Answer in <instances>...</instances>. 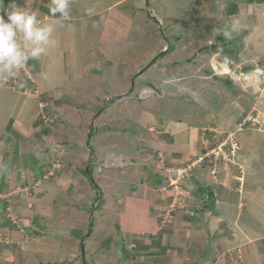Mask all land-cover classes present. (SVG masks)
I'll return each instance as SVG.
<instances>
[{"label": "crops", "instance_id": "crops-1", "mask_svg": "<svg viewBox=\"0 0 264 264\" xmlns=\"http://www.w3.org/2000/svg\"><path fill=\"white\" fill-rule=\"evenodd\" d=\"M129 1L117 0L97 12L89 2L80 5L79 0H71L70 16L63 26L51 18V0H4L2 6L0 3V15L5 20V11L14 5L23 11L36 12L39 20L55 25L51 37L55 43L49 46L46 55L30 59L13 76L5 72L0 77V244L5 247V254H10L15 245L23 253H33L27 245L34 232L43 242L64 240V244L79 247L93 235L94 227L91 230L88 223H82L66 239L65 213L59 214V210L75 207L70 202L74 196L86 199L84 190L89 180L82 170L94 151L80 144L73 154L54 137L61 128L70 125L69 119L63 118L64 113L77 124L74 126L82 127L73 118L77 119L75 111H81L75 101L86 89L75 87L79 77L71 81V65L80 72L98 54L101 58L105 48L130 45L136 15L126 10ZM234 3L239 9L238 14L231 15L233 23L239 22L235 32H246L239 44L240 62L226 58L231 61L230 68L238 66L232 68L229 76L236 90L229 94L220 92L222 77L216 72L198 81L190 71V85L188 77L182 79V86L184 82L194 93L199 90L203 98L196 100V104L206 108L204 114L184 124L177 120L178 126L174 127L159 121L147 125L149 138L144 142V154L151 159L156 154L160 161L140 165V172L133 177L131 193L122 203L120 221L115 227L117 236L113 235L119 249L113 248L114 253L100 250L104 255L109 254L105 262H112V254L117 260L114 264H264V75L257 87L245 86L240 79L247 66L264 68V3L240 0ZM81 8L86 9L85 14ZM96 14L105 15L101 27L90 23V27L73 25ZM239 69L241 72L237 74ZM148 88L154 92L156 87L150 84ZM146 90L142 86V93ZM159 91L158 95L162 96ZM206 96L208 99H204ZM92 98L99 100L96 93ZM219 98L224 106L209 105ZM233 100L236 105L231 103ZM253 109L258 111L261 125L236 132L238 124ZM58 120L61 128L57 126ZM235 132L242 146L238 159L245 169L242 185L237 180L241 175L238 166L221 162L214 179L211 169L201 161L224 142L227 134ZM90 134L94 135L93 130ZM70 159H75L74 165ZM177 169H189L179 184L182 190L179 201L184 209H178L168 224H163L166 211L177 199V190L169 186ZM57 247L58 251L54 252L63 256V243ZM36 251L35 254L52 256L51 252ZM63 260L58 258V262Z\"/></svg>", "mask_w": 264, "mask_h": 264}, {"label": "rangeland", "instance_id": "rangeland-1", "mask_svg": "<svg viewBox=\"0 0 264 264\" xmlns=\"http://www.w3.org/2000/svg\"><path fill=\"white\" fill-rule=\"evenodd\" d=\"M0 1H2L0 2L2 6L4 0ZM79 1L80 5H84L85 2L91 3L96 11L100 12L117 0ZM135 1L130 0L125 4L126 10L136 15V24L130 45L117 47L111 45L105 48L104 52L101 51V58L98 54L92 63L89 62L85 65L86 68L82 69L84 73L81 72L82 70L79 72L77 66L71 65V81L73 82L75 77L80 78L74 84L75 87L78 89L82 87V90L89 89L90 91L83 90V96L75 101L81 111H75L74 114L77 115V119L74 120V117L73 121H80L82 127L74 126L77 124H74L70 120L71 118L67 117L69 115L65 113L63 118H68L70 125H66L63 129H68V131L64 132L61 128L60 120L57 122L58 125L56 124L60 126L62 131H58L54 139L58 140L61 147L63 146L62 148L71 149L74 154V151H78L79 145L83 144L86 149L90 148L94 151L91 157H88L87 165L84 163V170H82L85 178L89 180V184L86 185L88 188L84 190L86 199L83 200L74 196L70 202L75 207L70 209L64 207L65 209L59 210V214L65 213L66 239L70 237L71 232L77 231L82 223H88L90 226V221L92 223L94 221L92 237L88 240L85 239L79 247V245L74 246L71 243L64 244V240L43 242L36 237L34 232L31 242L27 245V248H30L29 251H33V253H23L22 249L15 245L10 254H5V247L1 243L0 264H114L116 258L111 254L112 262L110 260H108L110 263L105 262L108 259L106 256L109 254L104 255L100 250L109 249L114 253L113 248L119 249L118 241L115 240L117 237L115 238L113 235L117 236L115 227L120 221L122 203L131 193V181L140 172L138 169L140 165H145L144 163L153 165L152 163L160 161L156 154L153 155L154 159L149 158L148 154H144V147L146 146L144 142L145 139L149 138L146 130L147 125L152 122L157 124L166 122L168 126L174 127L178 126L177 120L184 124V122L204 114L206 108L201 107V104H196V100L203 98L198 93L199 90L194 93L195 91L193 92L191 87L188 89L185 87L184 82L182 86V79L185 76L188 77V84L190 83V71H193L192 75L198 81L200 77L204 79L205 76L214 75L213 73L216 72L218 77H222L219 80L222 88L220 92L232 93L233 90H236L235 87L228 86L226 80L233 72L234 69L232 68L238 69V66L230 68L223 62L229 58L233 62L239 63V59L237 60L239 50L235 45L228 47L223 41L217 40L218 36L224 38L218 33L233 24L232 17L226 14L227 2L233 0ZM240 1L247 3V0ZM137 6H140L138 8L142 10H138ZM80 10L85 14V8ZM80 14L83 15V13ZM104 18L105 15L96 14L91 19H79L73 25L75 27H90V23L94 24L95 27H101ZM235 33L231 39L236 38ZM170 45H175L177 51L164 58L161 57V53L166 51ZM149 65L151 66L148 71L143 73L142 71ZM257 66L247 67L249 71L254 72ZM240 72L239 69L237 74ZM248 73L245 72L246 75ZM263 75L264 72L258 74V77L255 75L256 77L251 83L244 81L241 75L240 79L245 86L257 87L258 83L263 82ZM81 78H86L87 81ZM169 81H174V83ZM150 84L156 87L154 92L149 91L148 85ZM142 86L147 89L144 93H142ZM159 89L162 96L158 95ZM94 93L99 97L98 101L93 100ZM70 99L72 100L74 97ZM204 99H208V96ZM234 101L231 103L236 105ZM218 104L220 107L224 106L222 99L219 98L218 101L210 102L209 105L216 107ZM251 112L252 116L259 118L257 110L253 109L247 115ZM91 117L94 118L91 119ZM63 118L61 121H64ZM69 126L71 127L69 128ZM91 130H93L94 135L90 134ZM84 132L88 135H85ZM62 142L67 143L64 146L61 144ZM89 142L90 146L88 145ZM56 152L58 153L59 150ZM74 160L70 159L73 165L75 164ZM58 162L60 164L62 161ZM54 163L58 164L56 161ZM157 166L158 164H155V167ZM89 168L92 172L91 175L88 174ZM138 182L141 181L138 180ZM97 186L102 190L104 199L100 208H97V196L100 195ZM65 200L68 199L65 198ZM165 215H167V211ZM100 225L102 226L100 227ZM62 243L64 255H56L54 251H58L57 245L61 247ZM83 247L85 249L84 257L82 256ZM36 250L51 252L52 256L35 254ZM117 250L116 254H118ZM59 257L60 260L62 257L65 260L58 262Z\"/></svg>", "mask_w": 264, "mask_h": 264}, {"label": "clouds", "instance_id": "clouds-1", "mask_svg": "<svg viewBox=\"0 0 264 264\" xmlns=\"http://www.w3.org/2000/svg\"><path fill=\"white\" fill-rule=\"evenodd\" d=\"M70 5L71 0H51L49 7L51 18L60 21L63 26V21L70 16ZM57 13L60 14L59 17L56 16ZM5 14L7 20L0 15V77L5 72L9 76L15 75L26 66L30 59L46 55L49 46L55 43L51 39L55 25L39 20L36 12L30 13L10 5ZM238 24V21L234 22L218 34L226 40L231 39ZM224 63L230 67L231 61L226 59ZM254 71L261 73L264 72V68L257 66Z\"/></svg>", "mask_w": 264, "mask_h": 264}, {"label": "built area", "instance_id": "built-area-1", "mask_svg": "<svg viewBox=\"0 0 264 264\" xmlns=\"http://www.w3.org/2000/svg\"><path fill=\"white\" fill-rule=\"evenodd\" d=\"M248 72L249 73L247 75L243 73L242 78L244 81L250 83L254 81L255 77L258 74H262V72L257 73L255 71L254 72L248 71ZM251 114L252 112L246 115V118L244 117V119L238 124L236 132H240L247 128H258L261 125L260 119L258 117H255L254 115L253 117ZM236 132L227 134V137L224 140V142L221 145H219L216 149L209 152L201 161H204L206 166L211 169V173L214 179H216L217 177L218 167L221 162L225 164H233L238 166L241 171V175L237 177V180L242 185L245 182V169L242 165H240L238 161L239 152L242 149V146L241 143L236 138ZM187 171H189V169H177L175 179H172L170 181L169 186L177 190L178 193H176L177 199L171 204L169 211L167 212V215H165L164 217L163 224L168 223V219H171L173 217V213L178 211V209H184V206L180 205V201H179L182 196V190L180 189L179 184L187 175L188 173ZM164 190H166V188H164ZM239 252L240 251L238 250V253Z\"/></svg>", "mask_w": 264, "mask_h": 264}, {"label": "trees", "instance_id": "trees-1", "mask_svg": "<svg viewBox=\"0 0 264 264\" xmlns=\"http://www.w3.org/2000/svg\"><path fill=\"white\" fill-rule=\"evenodd\" d=\"M249 3H254V2H257L259 4H262L264 3V0H247ZM239 13V9L236 5V3L234 2H231V1H228L227 2V5H226V14L228 16H231V15H236ZM236 38L234 39H227L225 40L224 38H221L220 36L217 37V40L219 41H223L225 46H232V44L235 42L236 43V47L238 48V50H240V47H239V44L242 42V39L244 37V35L246 34V32L244 31H239L236 33ZM177 51V48L175 45H170L166 51L162 52L161 53V57H165V56H168L169 54H172V53H175ZM226 78V77H225ZM228 79L226 80V84L231 85V81L229 79V77H227ZM91 169L89 168V171H88V174L91 175L92 172L90 171ZM96 186V185H95ZM98 190L100 191V195H98L97 197V200H98V205H97V208H100L102 205H103V193H102V190L99 188V186H97ZM100 198V199H99ZM95 207V206H94ZM94 227V221L93 223L90 221V229L92 230V228Z\"/></svg>", "mask_w": 264, "mask_h": 264}, {"label": "water", "instance_id": "water-1", "mask_svg": "<svg viewBox=\"0 0 264 264\" xmlns=\"http://www.w3.org/2000/svg\"><path fill=\"white\" fill-rule=\"evenodd\" d=\"M155 62V61H154ZM150 66V65H149ZM149 66L146 68V69H144V70H147L148 68H149ZM249 69L248 68H245L244 70H243V72H246V71H248ZM82 256L84 257L85 256V249H84V247H83V249H82Z\"/></svg>", "mask_w": 264, "mask_h": 264}]
</instances>
